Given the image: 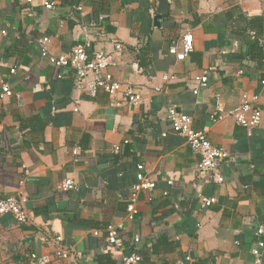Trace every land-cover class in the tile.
I'll list each match as a JSON object with an SVG mask.
<instances>
[{"label": "crops", "instance_id": "0c3cea01", "mask_svg": "<svg viewBox=\"0 0 264 264\" xmlns=\"http://www.w3.org/2000/svg\"><path fill=\"white\" fill-rule=\"evenodd\" d=\"M50 1L53 10L45 0H0V95L3 84L23 94L22 106L0 99V199L25 198L39 224L0 215V264L50 253L57 236L83 255L80 264H100L113 248L93 232L125 222L138 164L156 188L141 194L137 221L125 222L124 253L135 252L138 235L143 248L164 247L144 264H264V250L259 263L252 252L264 242L255 236L264 227V0ZM78 5L84 14L73 12ZM102 16L124 47L111 72L143 96L136 106L113 108L121 96L77 90L74 71L42 57L40 39H51L53 56L69 54L82 25ZM185 36L194 48L179 61L169 50ZM204 75L208 87L195 95ZM244 94L262 111L251 134L232 118L214 121L218 102L231 112ZM173 106L229 154L224 183L199 177L200 155L166 118ZM65 180L76 188L61 190ZM202 198L217 203L203 209Z\"/></svg>", "mask_w": 264, "mask_h": 264}, {"label": "built area", "instance_id": "2783aa9c", "mask_svg": "<svg viewBox=\"0 0 264 264\" xmlns=\"http://www.w3.org/2000/svg\"><path fill=\"white\" fill-rule=\"evenodd\" d=\"M44 6L48 10L54 9V4L50 0H45ZM73 12L84 14V6H75ZM104 18L102 16L99 21L91 19L82 25L83 38L72 48L69 54L53 56L50 50L51 39L48 37L40 39L42 57L48 59L51 64L58 68L74 71L77 90L85 92L93 98H96L100 92H104L110 97L121 96L119 100H114L110 104L113 108L136 106L142 102L143 96L136 90L135 86L116 80L111 72V69L117 65L115 56L121 54L124 47L117 39L106 34L101 23ZM2 33L6 34V30H2ZM102 43H109L112 46V51L100 49L99 46ZM193 48L192 37L185 36L182 49L180 50L177 45H174L170 48L169 53L175 56L177 60L184 61L193 52ZM15 72L16 70L11 71L13 74ZM194 82L197 86L193 89V93L198 95L201 88L208 87L209 79L207 75H204L195 78ZM5 98H15L22 106L23 94L14 91L8 84L2 85L0 99L4 101ZM257 101L258 97H250L248 94H244L240 106L231 112H225L218 102L214 111V121L219 122L232 118L251 134L253 130L260 128L262 122V111L256 105ZM1 110L2 106L0 105ZM166 118L173 124L175 131L185 138L192 151L200 155L201 160L197 166L199 177L203 180H212L217 184L224 183L225 178L220 171L221 163L222 160L229 157V154L224 149L214 146L206 132L194 130L193 118L179 113L174 106L168 109ZM74 155L76 156L77 152ZM75 188L76 184L73 180H65L60 186V189L66 192ZM155 188L156 183L150 179L145 166L138 164L136 182L129 189L125 222L135 223L137 221L140 214L141 194ZM26 202L25 198L8 197L0 199V215L9 214L20 225L38 226L36 218L29 214ZM216 203V198H202L201 207L209 209ZM125 222L110 224L104 233L96 230L93 234L96 237H104L109 246L119 250L121 264H142V257L138 253H124ZM255 236L258 239L264 236L263 226L257 229ZM141 241L142 238L138 235L132 237L134 245L140 244ZM49 246L50 253H33L28 257L25 264H80L83 259L80 252L68 247L58 236L49 240ZM257 247L252 252L259 263L264 250V242L259 240Z\"/></svg>", "mask_w": 264, "mask_h": 264}, {"label": "trees", "instance_id": "16d2710c", "mask_svg": "<svg viewBox=\"0 0 264 264\" xmlns=\"http://www.w3.org/2000/svg\"><path fill=\"white\" fill-rule=\"evenodd\" d=\"M139 66L141 68H143L140 64ZM144 69V68H143ZM108 226H106L104 229H106ZM161 241H157V242H153L150 246H147L145 248H143L144 246L139 244L138 246H136L135 248V252L138 253L141 257H142V263L144 264V262H148L149 261V257H151V255H158L160 253V251H162L164 249V247H160L158 244ZM112 253H110L109 255L112 256V258L109 257V255L102 256L99 258V263L100 264H104V259L106 260V258H109L108 260H106V264H121V259H120V252L119 250H117L116 248L112 247ZM108 256V257H107Z\"/></svg>", "mask_w": 264, "mask_h": 264}, {"label": "water", "instance_id": "95a60500", "mask_svg": "<svg viewBox=\"0 0 264 264\" xmlns=\"http://www.w3.org/2000/svg\"><path fill=\"white\" fill-rule=\"evenodd\" d=\"M159 21H160V18H159V17H156V18H155V23L158 24Z\"/></svg>", "mask_w": 264, "mask_h": 264}]
</instances>
